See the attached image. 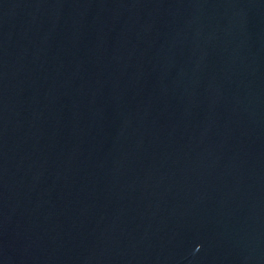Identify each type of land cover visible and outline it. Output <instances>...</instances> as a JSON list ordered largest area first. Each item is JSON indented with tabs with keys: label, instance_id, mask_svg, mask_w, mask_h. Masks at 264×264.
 I'll list each match as a JSON object with an SVG mask.
<instances>
[{
	"label": "water",
	"instance_id": "obj_1",
	"mask_svg": "<svg viewBox=\"0 0 264 264\" xmlns=\"http://www.w3.org/2000/svg\"><path fill=\"white\" fill-rule=\"evenodd\" d=\"M0 264H264V0H0Z\"/></svg>",
	"mask_w": 264,
	"mask_h": 264
}]
</instances>
